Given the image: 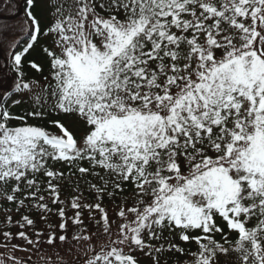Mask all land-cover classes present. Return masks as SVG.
Segmentation results:
<instances>
[{
    "label": "snow or ice",
    "instance_id": "1",
    "mask_svg": "<svg viewBox=\"0 0 264 264\" xmlns=\"http://www.w3.org/2000/svg\"><path fill=\"white\" fill-rule=\"evenodd\" d=\"M25 3L26 39L0 40V199L46 230L3 209L10 264H264V0Z\"/></svg>",
    "mask_w": 264,
    "mask_h": 264
},
{
    "label": "trees",
    "instance_id": "2",
    "mask_svg": "<svg viewBox=\"0 0 264 264\" xmlns=\"http://www.w3.org/2000/svg\"><path fill=\"white\" fill-rule=\"evenodd\" d=\"M22 0H0V40H4L5 37L2 35L3 33H7L8 34V39H12L13 37L16 38L17 42L19 43L20 41L26 39V34H22V35H17V33L20 32L22 26L25 24V20L26 17L25 16H20L17 17L15 19H10V18H2L1 15H5V16H9L12 17L14 15H17L18 11V7L21 4ZM54 3V2H53ZM24 7L27 11L28 6L26 5V3H24ZM39 9V10H38ZM37 14L41 15V16H45L48 17V15H44V11L41 8H38ZM44 43V41H41L40 45H37L35 47V50L32 51L30 53V55L27 57V59H31V60H36L37 62H39L41 64V67L43 68V71L45 74H47L48 72V62L46 57L42 54V50H41V45ZM0 61H7V65L4 68L3 66V70L0 71V80H2L4 82L5 86H9L11 85L12 82V77L14 75V73L12 71H10L11 68V60L9 59V50L7 47V44H5V47L0 48ZM25 72H26V76L27 77H33V78H40L39 73L35 72L33 69H31L27 64H25ZM89 179H91V177H89ZM96 182V181H93ZM81 189L84 190V194L85 196H88L89 193L86 190V185H84L83 183H81ZM131 189V186L129 185V190ZM71 194V189L68 188L67 192L63 191L61 192V199H64L66 195H70ZM117 203H119V199H117ZM0 204L3 205V208H0V230H10L12 233H16L18 231H20L21 229L18 227V225H9L8 229L4 228V225L2 223V221L4 220L6 213L3 209L5 208H12V212L10 213L13 221L19 220L21 214H27L29 215L30 218L36 220V229L40 230V231H45L46 230V223L44 221H41L39 219V213L36 212L35 210H33L32 212H27L25 213L24 209L22 208L20 213H17L15 211V205L12 202H6L2 199H0ZM104 204L107 205L109 214L112 215V209H113V204L111 202L110 199H105ZM58 207V206H57ZM67 211V210H66ZM69 215H71V212H68ZM85 218L87 217V212H85L84 214ZM50 220L51 222L58 224L59 218L54 216V215H50ZM25 231H29L28 229H23ZM29 234L31 235V233L29 232ZM35 238V237H33ZM14 243L20 244V245H24L25 247L28 248H32V246L30 245H26L25 242L21 239H15L13 241ZM192 249L195 250V244L193 243L191 245ZM56 249H52L49 248V246H47L46 244L43 245L42 251L37 254L36 249H32L31 250V256L27 257L26 259H30L32 262H34V264H40V256H43L45 254H54L56 253ZM3 253V252H2ZM63 253L61 252V255ZM10 258V257H9ZM65 261L67 262V259H65Z\"/></svg>",
    "mask_w": 264,
    "mask_h": 264
},
{
    "label": "rangeland",
    "instance_id": "3",
    "mask_svg": "<svg viewBox=\"0 0 264 264\" xmlns=\"http://www.w3.org/2000/svg\"><path fill=\"white\" fill-rule=\"evenodd\" d=\"M53 2L55 3V0H53ZM43 11H44V15H48L49 16V11H48V8L41 5L40 7ZM39 10V9H38ZM45 17V16H44ZM6 250L3 249V248H0V259H4L6 261V264H10V258L8 256H4L3 253L5 252ZM3 252V253H2ZM15 256L17 257H20L22 259H26L27 257H30L31 256V251L30 252H24V251H16L14 253ZM65 259H69V257H65Z\"/></svg>",
    "mask_w": 264,
    "mask_h": 264
}]
</instances>
